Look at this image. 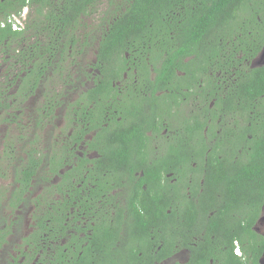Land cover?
<instances>
[{"label":"trees","instance_id":"obj_1","mask_svg":"<svg viewBox=\"0 0 264 264\" xmlns=\"http://www.w3.org/2000/svg\"><path fill=\"white\" fill-rule=\"evenodd\" d=\"M17 1L16 6H12L13 0L0 1V53L7 56L3 58L5 72L13 71L15 80L21 77V72L25 73L20 86L10 96L0 87V110L5 113L1 120L15 123L22 134L5 136L0 169L6 173L10 168L9 207L16 208L22 202L25 207L34 205L29 215V231L21 236L20 255L33 258L38 254L36 264H113L112 247L116 243L121 242L123 247L134 239L140 242L147 237L153 250L150 258L144 261L137 246L134 256L137 262L132 263L130 258L122 264H154L158 256L171 255L175 250L173 240L180 239L175 236L179 233L185 243L201 235L210 245L208 248L214 247L204 250L203 259L192 252L187 263L174 264H260L264 238L258 240L252 225L259 218L264 199V63H252L264 48V0H120L118 3L108 0L106 14L97 25L100 33L97 47L92 46L97 50L93 66L98 72L91 77L85 71L78 73L82 69L76 71L79 80L87 75L94 86L82 90L72 103L80 107L75 113L66 108L63 114L67 123H76L74 127L81 134L77 141L82 138L86 123L89 130L96 131L95 136H104L110 130L104 136L105 151L99 152L101 157L87 159L93 166L85 176L80 163L84 158L79 156L76 165L60 173L59 168L70 162L67 141L56 149L54 145L58 143L53 137L42 149L38 131L48 123L56 124V107L63 108V103L69 102L64 101L62 92L56 99L52 93L57 89L51 84L61 77L68 51L74 56L78 51L76 46L81 50L80 18L100 0H28L33 8L32 23L24 31L14 30L6 22L11 13L18 15L27 3V0ZM39 35L43 36L39 38ZM95 36L91 43L87 40L84 43L91 46ZM91 53L94 54L92 50ZM128 66L140 70L138 80L143 79L145 71L143 80L151 83L154 117L149 125L153 131L163 128L161 115L155 111L161 104L176 121L173 126L167 120V129L179 126L183 129L182 142L176 148L193 149L187 141L199 140L198 150L194 147L189 159L204 164L201 170L205 171L206 183L220 185V179H224L227 196L237 203L242 201H237L239 196L234 193L242 191L236 189L247 187L250 212L246 216L221 213L210 216L211 205L207 203L212 199L209 198L201 201L204 206L198 209L194 201L187 200L181 210L179 198L174 195L179 194L178 190L168 178L161 180L163 169L157 165L146 170L149 175L143 178L148 180L145 190L140 185L143 181L137 180L129 191L128 215L123 214L124 208L115 202V197L108 195L109 177L114 175L120 185L123 178L120 166L125 162L116 161L120 159L116 153L123 154L129 137L139 129L132 124L118 134L113 131L117 121L112 83ZM198 87L203 90L201 101L197 105L189 104L192 91ZM35 90L40 92L41 100L29 101L27 105V97ZM157 91H162V95L155 94ZM164 93L168 101L163 99L160 103L158 98L165 96ZM91 102L93 107L98 104L97 112L89 106ZM21 107L34 109L26 116L25 124L17 119ZM7 109L12 111L6 112ZM173 110L178 113L174 115ZM117 137L120 148L113 149ZM15 142L21 148L16 155ZM54 173L59 179L52 185ZM88 182L94 186L88 185L89 196L85 201L82 190ZM38 184L41 192L31 197ZM52 187L60 194L56 200L51 197ZM103 187L100 214L98 200ZM0 194L4 195L0 201L4 200L6 193L1 190ZM71 206L75 209L72 214L67 213ZM22 216L19 214L6 225L5 218L2 219L1 240L11 233L15 221H23ZM85 218L97 226L90 236L81 235ZM199 224L205 226L198 229ZM68 225L75 229L70 236L66 232ZM234 239L242 246V257L234 253ZM84 241L89 244L84 245ZM14 261L13 264L21 263Z\"/></svg>","mask_w":264,"mask_h":264},{"label":"flooded vegetation","instance_id":"obj_2","mask_svg":"<svg viewBox=\"0 0 264 264\" xmlns=\"http://www.w3.org/2000/svg\"><path fill=\"white\" fill-rule=\"evenodd\" d=\"M2 1V0H0ZM19 1L13 0L12 6H16V4ZM31 11V12H30ZM33 14V8L31 4L28 2L20 13L14 14L11 13L10 16H8L6 22L11 24L12 22L9 21L12 16H16L18 20V25L16 26V30H28L29 26L31 25V17ZM3 23V22H2ZM14 29V30H15ZM28 32V31H27ZM79 33V32H78ZM100 33L92 34L95 36V41L93 44H91V47H97V41H99ZM85 36L84 33L78 34V37L80 38L79 44L85 50L88 45L87 43H84L85 40L90 41L89 37L92 36ZM43 35H39V38H41ZM25 42H22V45H24ZM90 47V48H91ZM91 48V50L94 52V54L91 55L92 59L89 62H84V64H81L80 62L75 64V66L78 69H82L81 71H78V73H81L82 71H85L87 73H90L91 77H93L98 72V69L93 66V64L96 62V53L97 50L95 48ZM1 54V53H0ZM69 57H71V50H69ZM7 57V56H6ZM256 60V59H255ZM255 60H253L252 65H260L255 64ZM80 61V60H79ZM264 63V60L261 62V64ZM6 65V64H5ZM120 66V65H118ZM23 68V66L21 65ZM71 67V66H70ZM7 68V67H6ZM121 68V67H120ZM130 66L126 67L125 69L121 70L119 77L114 80L112 83L115 90V108H114V114L116 117V123L114 125L113 131L115 133H119L122 131V128L129 127L130 125L134 124L139 129L136 130L135 133L133 132L132 135L128 139V143L125 145V150L123 154H120L119 152L118 157L120 159H116V161L125 162L121 167V170L123 171V178L120 179L121 185L119 184L117 178L113 175L110 176L107 182V189L109 190L108 195L115 197V202L122 206L123 214L128 215L127 210V199L129 196V191L133 188V185L137 180H142L143 182L140 184L142 189H146V184L148 183L147 174L149 173L146 171L147 169L151 168L153 165H157L161 167L163 170H161V180L165 181L168 178V182L173 185L174 188H176L179 192V194H174L175 197H178V205L182 208L184 207V203L187 202V200H192L195 203V207L198 209L199 207L204 206V204L201 202L206 198L212 199V201H209L207 204L211 205L210 210H208V214L211 216L215 213H221V214H236L237 216H246V213L250 212L248 207V195L245 194L247 191V187L243 186L240 189H236V191H242V192H235L234 194L239 196L238 200H241V203L237 202H231L230 201V195L227 196L226 191V183L224 182V179H220L222 184L216 185L215 183H206L204 181V174L205 171L201 170V167L204 164L196 163L189 158H192L194 147L197 149V143L199 142L198 139H189L187 141V145H192L193 149H178L180 144H178L180 141L182 142L183 138V129H180V126L178 128H175L174 130L167 129V120L171 121V124L176 125V121L174 117H169L166 113V108H164L161 104L159 106L155 107L156 115H161V121L163 128H160L159 131L154 132L153 129L150 127L149 122L153 120L154 113H153V106H152V87L151 83L143 80L145 78V71L143 75L141 76L143 79L138 80L139 77V71L138 68L132 67L131 71ZM77 69V70H78ZM20 72L21 70H17ZM24 71L21 72V77L24 75ZM75 72V77L72 80L66 81L65 86H61L55 82L53 87H56L57 90L53 92L52 94L56 96V99H58V94L60 92L64 93L65 96H63L64 101L69 100L67 106L65 107L66 103H63L62 106L56 107L55 114L56 118L58 115V110L61 109V123L56 127V132L54 137V142L56 141V145L54 147L57 149L59 144L64 143L67 141L68 149L70 157V162L61 166L59 168V172L62 173L64 170L69 169L70 166L76 165V160L79 157L84 158L81 160V164L83 166V173L84 176L86 173H88V168L93 166L92 162H89V159L92 158H98L101 157L100 151H105V141L106 138L104 136L109 135L110 130H107L104 132L103 135L95 136L96 131L89 130L88 129V123L85 124V127L81 131L82 138L80 140H76V138L81 135L78 130L75 129L76 123L70 124L67 123V119L63 117L64 112L67 109H70L72 113H75L76 109H79L80 107L78 105L72 104L81 93L82 90L89 88L91 86H94L92 80L87 79V75L83 76L79 80V74ZM81 76V75H80ZM19 77L18 79H20ZM132 78V81L130 80ZM40 84V83H39ZM200 84H198L199 86ZM63 88V91L61 90ZM38 90L33 91L32 94H30L27 99H31ZM168 91V90H165ZM94 92H97L96 90ZM203 93V90H200L198 87L197 89H194L192 91V94L189 97V104L197 105L201 101V94ZM155 94L162 95V91H157ZM165 96H162L158 98V101L161 103L164 100L168 101L167 94L164 93ZM41 99V98H40ZM59 100H62L61 97H59ZM174 102V101H172ZM90 107L94 108L98 111V104L96 107H93L92 102L89 104ZM65 107V108H64ZM67 108V109H66ZM88 109V108H87ZM94 113V112H93ZM174 115L178 112L173 110ZM88 114V113H87ZM196 115H199L195 113ZM83 119V118H82ZM156 119L158 120V116H156ZM166 121V122H165ZM70 124V125H69ZM66 127V128H62ZM77 135V136H76ZM61 140V142H60ZM60 142V143H59ZM170 145H173V147H170ZM120 148L119 144V138H116V145L113 146V149ZM198 150V149H197ZM196 150V152H197ZM119 151V150H118ZM186 152L188 156L184 154ZM88 159V160H87ZM189 159V160H186ZM97 167V165H96ZM203 168V167H202ZM133 170V171H132ZM136 170V171H135ZM130 175H134L135 178H130ZM203 176V177H202ZM101 178V176H100ZM59 177L57 174H53L51 178L52 185H55L58 181ZM74 181V179H72ZM79 185V184H78ZM88 185L93 187L94 185L88 183H85L83 187V197L85 201L88 200L89 192H88ZM106 187V186H105ZM105 187L100 189L99 194V200H98V207L100 208L99 213H103V205L101 201L104 198V190ZM38 190V191H37ZM37 191V192H36ZM41 192V186L40 184L36 185L34 188L33 193L31 194V197H35L37 194ZM4 195L0 194V197H3ZM51 197L53 199H58L60 197V194L58 193L56 187H52L51 191ZM230 197V198H229ZM235 197V198H236ZM232 199V198H231ZM234 199V198H233ZM9 199H8V193H6V198L4 200L0 201V222H2V219L5 218V225L9 224L11 220H15L16 217H18L19 214H23L22 217H24L22 222L15 221L14 224L11 225V233L7 234L4 237V240H1L0 238V251L5 247L7 241L10 239L9 236L14 235L15 244L13 245V255L10 257V261L7 262V264H13L15 261L14 259H17L18 262H27L28 264H36L38 257V254H35L33 258H25L24 256L20 255L19 250V244L22 242L20 237V231L21 228L25 229L24 234L29 231L28 227L30 224V213L34 208V205L31 204L28 206V209L25 211V203H20L17 205L16 208H10L8 205ZM180 210L181 213H183ZM75 211L74 207H70L69 211L67 213H73ZM199 213V212H198ZM12 216V217H9ZM70 219V217H69ZM89 219L85 218L82 224V227L84 228V232L81 234L84 236L85 234H88L89 236L92 234L93 231L97 230V226L94 225L93 221H90V224L88 223ZM78 223V222H77ZM199 226H205V224H199ZM4 227V224L0 225V229ZM252 228L256 231L258 234V240H261L264 238V199L262 202V205L260 206V213L259 218L257 221L252 225ZM201 230V229H200ZM66 232L68 236H70V232H75V229L71 225L67 226ZM3 233L0 232V237H2ZM175 236L180 237V239H175L173 243V252L171 255L167 257H159L155 261L154 264H174L175 262L179 263H187L190 259V255L193 252L195 256L198 258H202L201 255L204 253V250H209L213 248L214 246L208 248L210 245L206 243L204 238L200 235L196 237L197 240L190 242L182 239V235L179 233ZM126 237V235H125ZM19 241L18 243L15 241L16 239ZM147 238V237H146ZM145 237H143L142 241L136 242L135 239L131 243H125V246L122 247V243H116L115 247H112V255H113V264H122L124 261H127L128 259L132 258V263L137 262V257H134L136 254V247L138 246L141 250L138 255H143V260L147 261L150 256L153 253L152 247H151V241L146 240ZM174 238V237H173ZM195 238V237H194ZM64 240L62 241V243ZM89 244V241H84V245ZM194 249H192V247ZM233 248L234 253L242 257L243 251L242 246L238 239H234L233 241ZM26 247V246H25ZM191 247V248H190ZM226 247H229V243L226 245ZM211 251V250H210ZM208 252V251H207ZM212 252V251H211ZM55 258V256L51 257ZM209 262L212 263L213 259H209ZM20 263V264H21ZM260 264H264V250L262 252V256L259 259Z\"/></svg>","mask_w":264,"mask_h":264},{"label":"rangeland","instance_id":"obj_3","mask_svg":"<svg viewBox=\"0 0 264 264\" xmlns=\"http://www.w3.org/2000/svg\"><path fill=\"white\" fill-rule=\"evenodd\" d=\"M108 0H100V2H98L96 4V6L89 11V13L87 15L81 16L80 21H79V27L78 29H80L79 34L82 32L85 34V36H89L92 34H97L98 32V28L99 26L98 23L102 22V18L105 16L106 14V8L109 7L107 6L108 4ZM117 3L120 2V0L116 1ZM114 8V5H112ZM31 12V11H30ZM31 21H32V17H31ZM92 37H94L93 35L89 37L90 42L92 41ZM78 47V51H76V55H72L71 57L67 56V59H65V64L64 65V69L63 71H61L62 75L59 79L57 80H53L59 85L61 86H65V82L69 81V80H73L75 75L74 74L77 71V67L75 66V64H77V61L80 62L81 64H84V62H89L91 61L92 57V53H91V46L90 44L88 45V47L83 50L82 47L81 50L79 51V46H76V48ZM75 48V49H76ZM75 51V50H74ZM68 55H69V51H68ZM4 56L6 57V55L4 54H0V87L1 90L2 89H6V95L13 94L16 92V90L18 89V87L20 86V79L16 78L15 80V73L12 72H5L7 70L6 68V61H4ZM76 59V63H74V60ZM80 60V61H79ZM5 65V66H4ZM71 66V67H70ZM16 72V71H15ZM18 72V71H17ZM52 81V82H53ZM51 86H54V84H51ZM42 94V93H41ZM40 92L37 91L36 94L27 101V105L29 103V101L31 102H35V100L37 99L38 102L40 99ZM11 99V98H9ZM20 99V97L18 98V100ZM24 104V103H23ZM33 108H24L21 107V110L18 111L19 116H18V120L23 122V124H25V122H27V115H29L30 112H33ZM11 109H7L6 112H11ZM23 111V112H20ZM61 113L62 110L59 109L58 110V117L55 120L56 124L48 123L47 125H45L41 130L38 131L39 136H40V148H45L47 146V144L52 141L53 136L55 135L56 132V127L61 123ZM4 110H0V153H2L3 151V143H4V139L5 136L7 134L11 135V136H17L18 134H22L21 128L17 127V125L15 123H11L8 124L4 121L1 120V117L4 116ZM27 129V128H26ZM29 129V128H28ZM21 148H20V143L19 142H15L14 143V147H13V151L15 152V155L20 152ZM0 159H1V154H0ZM0 165L3 166V164L0 161ZM0 173L1 174H5V176L0 175V191L3 190L5 193L9 194L10 188H11V178H10V168L7 169V172L4 173V171L2 169H0ZM38 191V190H37ZM36 191V192H37ZM28 209V207H26L24 210L26 211ZM12 217V216H9ZM22 230L20 231V237L22 235H24L25 229L21 228ZM27 233V232H26ZM10 239L7 241L5 247H3V249L0 251V264H7V262H9L10 257H12L13 255V245L15 244L14 242V235L9 236ZM17 243L19 241L16 239L15 240Z\"/></svg>","mask_w":264,"mask_h":264},{"label":"water","instance_id":"obj_4","mask_svg":"<svg viewBox=\"0 0 264 264\" xmlns=\"http://www.w3.org/2000/svg\"><path fill=\"white\" fill-rule=\"evenodd\" d=\"M264 60V48L261 51L259 57L255 60V64H261V62Z\"/></svg>","mask_w":264,"mask_h":264},{"label":"built area","instance_id":"obj_5","mask_svg":"<svg viewBox=\"0 0 264 264\" xmlns=\"http://www.w3.org/2000/svg\"><path fill=\"white\" fill-rule=\"evenodd\" d=\"M12 22V28L15 29L16 26L18 25V20L16 16H12L11 19L9 20Z\"/></svg>","mask_w":264,"mask_h":264},{"label":"clouds","instance_id":"obj_6","mask_svg":"<svg viewBox=\"0 0 264 264\" xmlns=\"http://www.w3.org/2000/svg\"><path fill=\"white\" fill-rule=\"evenodd\" d=\"M17 16V15H16Z\"/></svg>","mask_w":264,"mask_h":264}]
</instances>
